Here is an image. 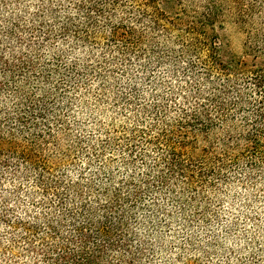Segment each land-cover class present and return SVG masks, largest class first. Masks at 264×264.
Instances as JSON below:
<instances>
[{"label":"trees","instance_id":"obj_1","mask_svg":"<svg viewBox=\"0 0 264 264\" xmlns=\"http://www.w3.org/2000/svg\"><path fill=\"white\" fill-rule=\"evenodd\" d=\"M7 1L0 0V101L11 102L14 114L3 116L0 109V198L9 171L19 184L36 173L41 199L34 203L35 193L25 194L31 207L42 210L32 215L23 208L17 214L1 209L0 232L5 233L0 234V264H133L135 258L125 261L119 251L128 249L129 222H134L135 210L146 198L153 197L154 206H159L155 197L166 191L168 199L185 211L206 192H216L217 185L229 180L232 169L243 160L251 167L264 168V34L249 23L260 11L258 1L41 0L28 21L17 15L15 22L3 14ZM229 9L249 36L242 57L230 53L216 33ZM104 34L121 54L99 59L107 69L117 67L109 60L124 64L135 60L133 66L145 77L148 74L152 88L154 72L148 71L164 68L180 81L194 82L198 104L191 110H172L175 115H170L162 97L151 92L148 99L140 100L143 96L132 85L128 97L119 100L122 111L133 107L134 127L122 126L111 135L105 132L106 140L99 147L93 146L98 141L93 134L76 142L85 141L100 162L99 173L94 174L99 180L69 183L62 169L63 179L48 184L42 176L50 170L44 148L57 142L55 131L60 129L66 136L68 126L51 129L48 117L54 101L48 98L53 91L47 92L42 85L50 86L54 76L60 75L51 68L60 57L48 61L38 53L7 56L1 48L3 37L44 36L49 40L73 36L82 44H94ZM146 36L163 39L150 40L146 50ZM250 36H256L260 49ZM17 41L26 47L33 45L21 38ZM245 58L252 59L251 63ZM70 70L81 73L76 63ZM31 81L40 84V98L29 90ZM40 121L45 124L41 126ZM41 127L47 131H40ZM18 139L28 147L19 149L14 144ZM119 144L130 160L121 155L126 174L116 182L111 167ZM104 153L110 154L108 162ZM136 160L143 170L135 167Z\"/></svg>","mask_w":264,"mask_h":264},{"label":"rangeland","instance_id":"obj_2","mask_svg":"<svg viewBox=\"0 0 264 264\" xmlns=\"http://www.w3.org/2000/svg\"><path fill=\"white\" fill-rule=\"evenodd\" d=\"M20 1L22 0L7 1V8L3 14L11 22H15L17 15L23 19L27 18L26 21H28L30 13L36 12L34 9L36 2L41 0H23L21 3ZM239 1L242 4L243 1L246 4L258 1L257 5L260 11L250 18L249 23L254 30L264 34V5L261 3L262 0ZM184 2L195 4L199 0H184ZM233 11L229 9L225 23L217 27L216 33L228 45L227 50L230 53L242 57L246 48L245 42L249 36L246 35L247 29L243 28V22L236 20L238 17ZM104 35L97 36L99 39L94 44H82L77 42L73 36L52 37L49 40L44 36L22 35L15 36L13 40L3 37L1 48L7 56L11 53H28L36 56L38 53L42 57L48 58V61L52 57H60L58 62H52L54 66L51 67L56 74L60 75L54 76L50 86L42 85V87H46L47 92L53 91V97H55V100L53 97L48 98L50 103L55 102V104L53 102L54 105L52 104V112L48 117L52 125L50 126L51 129L56 130L55 126L58 127L60 124H62V128L68 126L65 131L66 136L60 132V129L55 131L53 136L57 142L44 148V156L48 159L47 165L50 170L42 176L48 184L51 183V180L56 182L63 179L64 174L65 180L69 183L99 180L94 174L99 173L100 162L96 161L85 141L80 145L76 143L79 139L86 140L89 134L95 135V133L84 130L82 122L73 121L70 114L74 110L78 107L87 106L102 109L110 115V119L114 116L115 119L111 120L106 128L107 131L105 130L111 135L114 130H121L122 126L134 127L135 119H133L131 111L133 107L124 108V112L120 107L122 102L119 100L124 96L128 97L131 87L133 88L132 85L136 84L135 88L139 93L143 97L146 96L145 98L140 97V100L148 99L152 92L147 80L148 74L145 77L140 73V69L133 66L136 63L135 60L131 61L132 64L109 60L112 65L117 64V67L108 69L105 67L107 65L100 63L104 56L108 58L121 56L115 46L116 44H110L109 36ZM18 37L24 42H32V47H26L19 43ZM250 37H252V44L260 49L261 44L255 40L256 36ZM146 38L148 40L144 49L149 50L150 40L156 42L159 39L162 40L163 36H146ZM69 43L74 48L85 50L86 55L79 60H69L64 49L60 47ZM244 60L249 64L252 61L249 58ZM75 63L81 73L70 70ZM161 70L164 68H153L148 72H154V77ZM59 71L60 73H58ZM108 76H110L109 79H106ZM64 79L68 80L67 83ZM29 84V90L36 98H40V93L37 91L40 84L32 81ZM4 96L9 97L7 94ZM3 99L6 100V98ZM0 109L4 113L3 116L14 114L11 102L7 101V103L1 104L0 101ZM42 122H39L41 126L45 124ZM42 129L47 131L43 127L40 131ZM105 132L99 137L95 135L93 140L98 141L97 144L93 145L94 147H99L98 145L106 140ZM14 144L19 149L28 147L26 141L22 139L16 140ZM121 147L122 145L118 146L116 153H114L111 167V171L116 176V182L120 176L126 174V168L121 165V155L130 160L127 152L120 151ZM103 156L105 162H108L110 154L104 153ZM135 162H137L135 167L139 171L143 170L140 167L141 161L136 160ZM12 172V170L9 171L6 177L9 183L16 181L13 180ZM228 176L229 180L217 185L216 192H206L201 199L190 202L188 204L190 207L185 211L177 202L175 204L171 199H168L170 196L167 195L166 191L155 197L159 206H154L153 197L146 198L139 206L140 208L135 210L134 222H129L132 230L131 232L129 230L128 234L126 233L128 249L119 251L120 258L129 262L130 256H132L135 258L133 264H158V262L159 264H169L170 261H173L174 264H264V168L251 167V164L243 160L241 164L232 169ZM102 177L104 180H108L107 176ZM26 179L20 184L19 181H16L18 183L13 189L5 188L3 182L0 212L5 207L10 213H19L25 204H30V199H25L27 198L25 192L30 191L35 193L34 197H41V191L35 185L38 174H30ZM81 184L84 186L83 183ZM24 185H27L28 190H25ZM93 188L100 190L98 185L93 186ZM221 195L227 200L226 207L235 209L231 213V222L224 226L225 240L223 241L220 235L214 231L215 225L213 223L214 220L216 224L222 223L213 207ZM49 198L54 200V196L50 195ZM186 200L188 198L185 197L183 201ZM9 205L14 206L10 207ZM147 205H152V207L147 208ZM178 224L182 227H177ZM4 233L3 231L0 232L1 235ZM174 252L179 254L172 255Z\"/></svg>","mask_w":264,"mask_h":264},{"label":"clouds","instance_id":"obj_3","mask_svg":"<svg viewBox=\"0 0 264 264\" xmlns=\"http://www.w3.org/2000/svg\"><path fill=\"white\" fill-rule=\"evenodd\" d=\"M60 47L64 49L65 54L69 60H79L86 55L85 50L74 48L71 46V43H69L68 45H62ZM152 93L154 95L162 97L166 101L170 109V115H175V111L172 110H191L198 104L194 82L191 80L180 81L178 78L170 76L166 70H161L153 77ZM70 115L73 121L83 123L84 130L94 132L97 137L101 136L105 132L107 126L111 123V120L115 119L114 116L110 119V115L104 112L102 109L90 108L87 106L78 107ZM17 183L18 182L16 181L9 183L6 180L4 181V186L7 189H13L16 187ZM23 187L25 188V190H28L27 185H24ZM40 199V197H35L33 202L38 203ZM226 204V198L221 195L217 203L213 205L215 212L218 214L219 219L222 221V223L220 224H216L215 220L213 221L215 225L214 231L220 235L222 241L225 240L224 226L227 223L231 222V213L235 211V209H229L228 207H226ZM9 206L13 207L14 205ZM41 210L42 209L40 208L29 207L27 204L23 206V212L25 214L27 212H30L32 215H39ZM177 227H182V225L178 224ZM176 254L179 253L174 252L172 255ZM169 264H174V262L170 261Z\"/></svg>","mask_w":264,"mask_h":264}]
</instances>
